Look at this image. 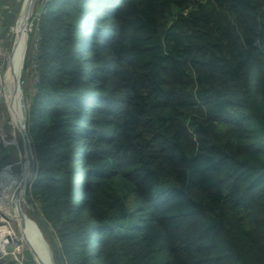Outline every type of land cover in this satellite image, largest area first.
Listing matches in <instances>:
<instances>
[{
	"label": "trees",
	"instance_id": "obj_1",
	"mask_svg": "<svg viewBox=\"0 0 264 264\" xmlns=\"http://www.w3.org/2000/svg\"><path fill=\"white\" fill-rule=\"evenodd\" d=\"M48 2L29 192L65 264H264V0Z\"/></svg>",
	"mask_w": 264,
	"mask_h": 264
},
{
	"label": "rangeland",
	"instance_id": "obj_2",
	"mask_svg": "<svg viewBox=\"0 0 264 264\" xmlns=\"http://www.w3.org/2000/svg\"><path fill=\"white\" fill-rule=\"evenodd\" d=\"M25 3H29V0H0V39L2 44V49L7 52V54H11L13 50V46L17 41L18 29H19V20H21L22 11ZM47 0H34L32 2L33 7V15L35 17V25L34 31L29 32L27 41L25 43V52L23 54V63H22V71L21 75H19V87L18 91L22 93V101L24 105V114L26 115V125L28 121V114L30 110V106L32 103V96L34 92L32 91V78H31V70H30V52H31V42L34 36H40V30L35 29L36 22L40 20V13L44 12L48 6ZM21 14V15H20ZM24 29V28H22ZM20 32V30H19ZM21 34V32H20ZM21 39V36H20ZM41 36L38 47H40ZM39 50V49H38ZM85 50L82 49V52ZM39 63V61H38ZM39 70V68H38ZM13 73V72H12ZM16 75V76H15ZM17 77V74H13L12 78ZM8 108L0 106V120L3 124L4 130L8 133L10 131V127L13 124L12 115ZM12 119V120H11ZM20 122L23 124V115L21 114ZM11 121H13L11 123ZM20 124V123H19ZM11 125V126H10ZM19 140L18 148L13 147V145H9V150L12 152L10 154H5L0 158V165L2 162H7L11 164L12 169L16 172L14 177L12 178L16 181L19 174L23 172V162L25 167H27L28 152L26 148V143L23 140V137L17 139ZM10 142L9 139H7ZM30 140V145H31ZM15 146V145H14ZM32 148V145H31ZM82 148H79V153L77 155V166L75 168V182L77 185H80V179H82V174L80 173L78 165L80 164L81 151ZM33 150V149H32ZM9 151V152H10ZM5 153L7 151L4 150ZM34 154V153H33ZM29 163V161H28ZM30 171V168H29ZM28 171V172H29ZM37 171L32 181L29 182L27 190L25 189L23 192H11L12 187L7 191L9 195L13 196L16 205L19 206L21 214L24 216L22 221L30 222L32 232L29 230H24L20 228L21 217L20 215H15V232L13 235L16 237L15 244L18 246V249L11 251L10 259H7V264H63L61 260L60 248L59 244L55 241V235L52 231V228L49 226L46 218L40 213L37 209L35 202L33 201L32 194L29 192L31 186H33V182L36 178ZM18 181V179H17ZM24 195V196H23ZM21 202V203H20ZM21 206V207H20ZM4 207V206H1ZM5 211L9 210L4 208ZM16 209V206H15ZM16 213V212H15ZM27 218V219H26ZM13 221L10 222V225H13ZM30 229V228H28ZM21 232V233H20ZM35 232V234L40 237L41 245L36 246L32 243L31 240L27 239L26 233H29L31 236ZM31 234V235H30ZM21 237L24 239L22 240ZM46 244V245H45ZM27 245V246H26ZM15 246V245H14ZM62 253V252H61ZM54 261V262H53Z\"/></svg>",
	"mask_w": 264,
	"mask_h": 264
},
{
	"label": "built area",
	"instance_id": "obj_3",
	"mask_svg": "<svg viewBox=\"0 0 264 264\" xmlns=\"http://www.w3.org/2000/svg\"><path fill=\"white\" fill-rule=\"evenodd\" d=\"M48 1V0H47ZM33 8L31 7V9L29 8V5L27 3H25L23 11H22V15H21V20H19V29H18V35H17V41L15 42L14 46H13V50L12 53L9 55L7 54V52H5L2 49V44H1V39H0V106L5 108H8L9 111H11V117L13 119V121H11V123L13 122L12 126L10 127V131L7 133L4 130L3 124L0 120V158L2 156H4L5 154H9V152L7 151L9 149V145H13L12 148L17 147L18 148V143L19 140L17 141V139L23 137L22 136V125L20 122V114L23 115V120H24V116L25 114L24 112V105H23V101H22V93L21 91H18V87H19V75H21V71H22V63H23V54L25 52V43L27 41L29 32H33L34 31V25H35V17L33 15ZM23 21L24 22V34L22 36V39L19 38V30L22 29L23 25ZM39 29V21L36 22V27L35 29ZM23 29V30H24ZM41 36V35H40ZM40 36H36V34L34 33L32 42H31V52H30V70H31V78H32V91L35 93L36 88H37V84L39 82L40 79V75H39V63H38V52L40 50V47H38L39 45V41H40ZM22 42V49L21 51H23L22 53V58L21 60L18 59L19 64H18V72H17V77L15 79V77H13L12 80V75L14 72L13 68L16 66L15 63V56H16V51L18 49V45ZM39 49V50H38ZM20 51V48H19ZM16 76V75H15ZM14 83V84H13ZM11 119V120H12ZM20 123V124H19ZM7 139L10 140V142L7 141ZM18 142V143H17ZM15 145V146H14ZM7 151V153L4 152ZM11 152V151H10ZM12 153V152H11ZM7 167H9L11 170V164L7 163V162H2L0 165V184L2 182L3 179V173L5 171H7ZM14 198V194L12 196ZM3 202V199H1L0 197V203ZM15 215H17L13 210H7L5 211L1 205H0V264H7L8 262L7 259H10V253L11 251H14L16 249H18V246L13 242V240L11 239V232H15L16 228H15ZM13 221L14 223V227L13 225H10V222ZM15 245V246H14Z\"/></svg>",
	"mask_w": 264,
	"mask_h": 264
},
{
	"label": "bare ground",
	"instance_id": "obj_4",
	"mask_svg": "<svg viewBox=\"0 0 264 264\" xmlns=\"http://www.w3.org/2000/svg\"><path fill=\"white\" fill-rule=\"evenodd\" d=\"M32 1H34V0H29L28 5H31L32 4ZM24 22H26V21H23V23H22L23 27L22 28H24V24H25ZM24 31H25V29L24 30L23 29L20 30L21 34L19 32V38L21 36V39H22V36L24 34ZM22 47L23 46H22V42H21L18 45V49L16 51V56H15L16 66L13 68V70H14L13 74H17V72L19 70L17 66L19 64L18 59L21 60V58H22V53H23V51H21ZM19 48H20V51H19ZM23 49H24V47H23ZM12 80H13V78H12ZM28 161H29V163H28ZM23 166H24L23 167V172L20 174V177H19L18 181H17V179H16V181H14L12 179L13 178V172H14V170H11L9 167H7V171H5L3 173V179H2V182L0 184V197H1V199H3V202L0 203V205L1 206H4V207H2L3 209L4 208H7V209H10V210H13L14 212H16L17 215H20V217H21L20 228H23L24 230H29V231L32 232L33 231L31 229V226L32 225L30 224V222L22 221V219L24 218V216L21 214L19 206L16 205V202L14 201V198L11 195H9L8 192H7L10 187H12L11 192H14V193L20 192V191L23 192L26 189V187H25L26 184H27V181L26 180H27L28 176H30V174H31V162H30V160L29 159L27 160V167H25L24 162H23ZM29 168H30V171H29ZM15 206H16V209H15ZM28 228H30V229H28ZM26 234H27L26 238L28 237L27 239L31 240L34 245L35 244H36V246L41 245L40 237H38L35 234V232H33L32 235L30 234L31 236H29V233H26ZM10 235H11V239L14 242L15 239H16V237L13 235V232H11ZM21 239L23 240L24 238L21 237Z\"/></svg>",
	"mask_w": 264,
	"mask_h": 264
},
{
	"label": "water",
	"instance_id": "obj_5",
	"mask_svg": "<svg viewBox=\"0 0 264 264\" xmlns=\"http://www.w3.org/2000/svg\"><path fill=\"white\" fill-rule=\"evenodd\" d=\"M33 2V1H32ZM32 7V4L29 5V8L31 9ZM14 84V83H13ZM26 116V115H25ZM24 116V120H23V124H22V136H23V140L25 141L26 143V148H27V152H28V157H29V160L31 162V174L30 176H28L27 178V184H26V190L28 188V184L30 181L33 180L34 176H35V173H36V169H35V158H34V154H33V150L31 148V145H30V137H29V133H28V130H27V125H26V117ZM61 254V260H62V263L65 264V260H64V257Z\"/></svg>",
	"mask_w": 264,
	"mask_h": 264
},
{
	"label": "crops",
	"instance_id": "obj_6",
	"mask_svg": "<svg viewBox=\"0 0 264 264\" xmlns=\"http://www.w3.org/2000/svg\"><path fill=\"white\" fill-rule=\"evenodd\" d=\"M8 152L10 151L9 149L7 150ZM11 152H9V154H10Z\"/></svg>",
	"mask_w": 264,
	"mask_h": 264
}]
</instances>
